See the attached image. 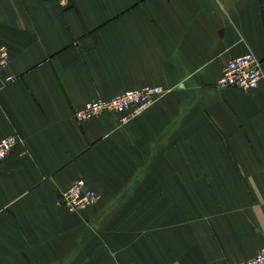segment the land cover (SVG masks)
I'll use <instances>...</instances> for the list:
<instances>
[{"label": "crops", "instance_id": "0c3cea01", "mask_svg": "<svg viewBox=\"0 0 264 264\" xmlns=\"http://www.w3.org/2000/svg\"><path fill=\"white\" fill-rule=\"evenodd\" d=\"M0 264H241L264 243V0H0ZM15 76L7 82V76ZM160 85L128 122L86 102ZM83 178L80 211L60 195Z\"/></svg>", "mask_w": 264, "mask_h": 264}, {"label": "built area", "instance_id": "2783aa9c", "mask_svg": "<svg viewBox=\"0 0 264 264\" xmlns=\"http://www.w3.org/2000/svg\"><path fill=\"white\" fill-rule=\"evenodd\" d=\"M9 64V50L0 45V74ZM263 75L262 60L252 51H247L226 63L216 81V87L250 91L259 86ZM15 78L13 75L7 76L6 81L10 82ZM165 91L162 86L153 84L130 88L110 98L88 101L76 110L74 116L78 123L84 124L104 113H114L122 116L121 122H128L155 104ZM19 141L20 139L15 135L0 140V161L11 154ZM59 200L68 210L80 211L94 206L98 201V194L87 185L85 179L80 178L62 192ZM241 264H264V243L254 257Z\"/></svg>", "mask_w": 264, "mask_h": 264}]
</instances>
